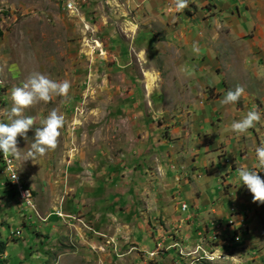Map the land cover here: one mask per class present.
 Masks as SVG:
<instances>
[{"label": "rangeland", "instance_id": "rangeland-1", "mask_svg": "<svg viewBox=\"0 0 264 264\" xmlns=\"http://www.w3.org/2000/svg\"><path fill=\"white\" fill-rule=\"evenodd\" d=\"M0 28V121L29 73L70 84L20 113L32 204L1 186L0 160V264H264V202L236 174L264 179V0H0ZM52 109L55 147L26 158ZM159 242L179 254L150 259Z\"/></svg>", "mask_w": 264, "mask_h": 264}, {"label": "clouds", "instance_id": "clouds-1", "mask_svg": "<svg viewBox=\"0 0 264 264\" xmlns=\"http://www.w3.org/2000/svg\"><path fill=\"white\" fill-rule=\"evenodd\" d=\"M175 7L177 11L186 8L187 0H175ZM191 52L193 54L199 52L198 44L195 41L191 45ZM69 87L70 84L67 80L57 82L39 71L31 72L19 86H14L11 89L10 98L12 106L9 109L8 119L6 122L0 121V160L4 163L5 167L2 173V182H4V184H1V186L5 187L6 190H12L14 195L17 194L22 198L17 190L16 184L12 180L15 179V176L11 179L12 172L8 169L3 160V154H10L13 159V170L15 174L19 175L24 189L28 190L31 194L30 203L33 194L24 184L14 157L19 155V151L16 147V137L18 134L25 136L33 125V119L27 116L21 117L20 113L24 107L31 105L35 101L42 100L47 102L52 95L65 97L68 93ZM242 91L243 89L240 86H236L234 89H228L223 94L220 103L230 104L236 102ZM258 119L259 114L255 110H250L240 119L233 120L230 124V130L237 134L243 133L248 128L252 127L253 123ZM62 123L63 117L59 115L55 109L49 111L47 116L40 121L39 126L33 131V138L28 146L26 158H34L37 155H43L47 150L54 148L58 130ZM255 156L260 171H264V142H261L255 148ZM257 173L258 171L255 169L244 167L236 169V174L240 183H243L252 194V200L254 202H264V179H262ZM61 213L56 212V215L58 217L62 216ZM108 242H110V240Z\"/></svg>", "mask_w": 264, "mask_h": 264}, {"label": "built area", "instance_id": "built-area-1", "mask_svg": "<svg viewBox=\"0 0 264 264\" xmlns=\"http://www.w3.org/2000/svg\"><path fill=\"white\" fill-rule=\"evenodd\" d=\"M66 5L68 7L67 9H70V10L73 9V6L70 5L69 2H67ZM3 160L5 161L8 169L12 172L11 179L15 176V179H12V180L16 184L17 190L19 191L21 197L28 201V192H26V189H24L23 185L19 181V178L17 177V175L13 171L12 164L9 163V158L6 154H3ZM186 209H187V205L184 204L182 206V210L185 211ZM172 248H174V249L178 248V254H179L180 245L179 246L177 245L176 247L167 248V247H165V245L162 242H159V243H157L155 249L151 250L150 252H147V255L149 256L150 259H154V258H157V257L164 255L167 251H170V249H172ZM202 250L204 252V255H208V253L204 249H202ZM204 255H202L200 257H203Z\"/></svg>", "mask_w": 264, "mask_h": 264}, {"label": "bare ground", "instance_id": "bare-ground-1", "mask_svg": "<svg viewBox=\"0 0 264 264\" xmlns=\"http://www.w3.org/2000/svg\"><path fill=\"white\" fill-rule=\"evenodd\" d=\"M146 76H147V78H148V89H151V87H152V83H154V80H155V78H153V77H151V74H149V73H146ZM7 156H8V158H9V163L10 164H12V169H13V159H12V157H11V155L10 154H6ZM14 171V170H13ZM17 177L19 178V175H17ZM19 181H20V178H19ZM20 183H21V181H20ZM22 184V183H21ZM26 192H28V202H30V197H31V194H30V192L28 191V190H26ZM32 192V191H31ZM33 198V197H32ZM34 203V202H33ZM32 204V203H31ZM34 206V205H33ZM204 259V258H203Z\"/></svg>", "mask_w": 264, "mask_h": 264}, {"label": "crops", "instance_id": "crops-1", "mask_svg": "<svg viewBox=\"0 0 264 264\" xmlns=\"http://www.w3.org/2000/svg\"><path fill=\"white\" fill-rule=\"evenodd\" d=\"M141 184H142V186H143L144 183H141ZM167 186H168V185H166V187H167ZM166 187H165V188H166ZM170 188H171V187H170ZM157 189H158V188H153L152 190H157ZM136 190H142V189H139V187H137ZM169 190H173V189L171 188V189H169ZM7 194H8V192H7ZM5 197H7V195H6ZM0 203H2L1 200H0ZM6 205H7V202H6ZM123 207H124V205H123V206H120V207H119V211H121V210L123 209ZM55 212H59V210H58V211H54V213H55ZM60 212H61V211H60ZM52 213H53V212H52ZM63 214H64V213H63ZM67 214H71V213H67ZM53 216H57V215H52L51 217H53ZM51 217H50V219H51ZM189 237H190V236H189ZM113 239H114V238H113ZM106 241H107V240H106ZM172 250H174V249H172ZM141 261H142V260H141ZM141 264H142V263H141Z\"/></svg>", "mask_w": 264, "mask_h": 264}, {"label": "trees", "instance_id": "trees-1", "mask_svg": "<svg viewBox=\"0 0 264 264\" xmlns=\"http://www.w3.org/2000/svg\"><path fill=\"white\" fill-rule=\"evenodd\" d=\"M1 33H2V31H1V28H0V34H1ZM0 248H1V249L4 248V243H1V244H0Z\"/></svg>", "mask_w": 264, "mask_h": 264}]
</instances>
